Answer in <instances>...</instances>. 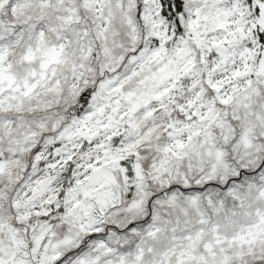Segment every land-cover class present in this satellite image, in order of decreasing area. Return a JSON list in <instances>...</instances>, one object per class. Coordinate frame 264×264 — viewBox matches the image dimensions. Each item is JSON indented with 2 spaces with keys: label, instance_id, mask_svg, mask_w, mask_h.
I'll list each match as a JSON object with an SVG mask.
<instances>
[{
  "label": "snow or ice",
  "instance_id": "snow-or-ice-1",
  "mask_svg": "<svg viewBox=\"0 0 264 264\" xmlns=\"http://www.w3.org/2000/svg\"><path fill=\"white\" fill-rule=\"evenodd\" d=\"M0 264H264V0H0Z\"/></svg>",
  "mask_w": 264,
  "mask_h": 264
}]
</instances>
